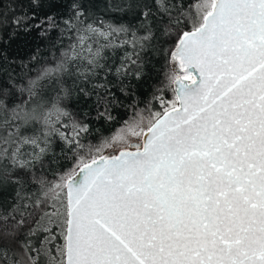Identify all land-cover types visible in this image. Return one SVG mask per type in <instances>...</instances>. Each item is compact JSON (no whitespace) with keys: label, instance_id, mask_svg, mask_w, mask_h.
Instances as JSON below:
<instances>
[{"label":"snow or ice","instance_id":"obj_1","mask_svg":"<svg viewBox=\"0 0 264 264\" xmlns=\"http://www.w3.org/2000/svg\"><path fill=\"white\" fill-rule=\"evenodd\" d=\"M152 6L168 11L163 0L144 5ZM48 7L61 4L48 0ZM71 8L79 20L83 13L75 2ZM142 15L147 21L151 13ZM29 19L35 14L12 22L25 44L33 28L57 26L48 13L34 25ZM64 23L76 40L54 67L29 79L14 100L11 86H0V184L43 168L49 136L69 115L62 77L73 66L77 79L93 80L107 67L104 49L131 45L116 71L140 78L136 49L156 39L150 25L145 35L119 40L124 26ZM174 23L185 27L174 36L167 26L162 31L171 43L160 46L169 69L156 97L163 111L137 112L54 182L41 180L50 201H14L0 214V264H40L57 239L60 259L49 264H264V0H196L194 14L178 12ZM45 80L58 86L48 103L39 91ZM87 131V123L74 121L72 133L60 135L82 150ZM38 234L36 247L30 240Z\"/></svg>","mask_w":264,"mask_h":264},{"label":"trees","instance_id":"obj_2","mask_svg":"<svg viewBox=\"0 0 264 264\" xmlns=\"http://www.w3.org/2000/svg\"><path fill=\"white\" fill-rule=\"evenodd\" d=\"M59 2L61 7L53 11L48 7V0H43L42 6L39 5V0H0V86H11L10 99L14 100L19 95L18 90L29 79H35L47 67H54L62 59V53L75 42L76 32L75 30L71 33L68 31V26L64 23L66 20L71 19L72 23L78 27H84L89 23L93 26L109 24L114 27L124 26L128 29V33L127 35L121 33L119 40H130L133 32L138 36L145 35V27L150 25L156 39L146 43L143 49H136L139 53L140 78L131 75L122 76L116 71L126 54L133 53L131 45L104 49V59L101 64H106L107 67L98 71L97 77L93 80L77 79L75 66L70 74L62 77V87L71 93L63 99L62 106L69 113L67 117L61 119L64 127L57 124L55 127L59 131L49 136L50 145L44 157L43 168L37 165L36 169L30 171L29 174L17 173L7 183L0 184V214L10 213L14 201L31 203L37 198L50 201L51 196L44 195L41 180L54 182V177L61 169H68L76 162L74 157H87L90 147L111 137L124 126L125 121L136 118L137 112L147 116L149 110L153 113L163 111L156 97L161 95L159 89L169 69L160 51V46L163 44L164 48H168L171 43H164L168 38L162 35V31L167 26L174 36L175 31L184 29L183 23L179 25L174 23L175 17L178 12L185 16L188 15L189 9L194 14L196 4V0H163L168 9L164 11L155 6L144 7L145 4L151 6L153 0H59ZM73 2L83 13L79 20L73 18L71 8ZM145 11L151 13L147 21L142 15ZM45 13L55 16L56 27H49L45 24L42 29L33 28L27 37L26 44L22 42L23 37L14 36L17 30L12 22L17 17L31 18L35 14V20L29 19V23L34 25L44 19ZM169 13L173 17L172 23L169 22ZM101 43L104 41L101 40ZM41 83L43 87L39 91L44 102L54 100L58 86L52 85L51 80ZM125 86L130 87L127 91H122L121 89ZM81 88H86L91 92L90 98L81 93ZM60 95L63 97L65 94L60 93ZM112 96L116 99L111 100ZM164 97L169 102L174 101V95L170 90L164 91ZM100 113H105V115H100ZM74 121L88 124V131L81 133L79 137V143L83 145L82 150L63 140L60 135V133L71 134ZM3 132L4 128L0 125V133ZM90 161L89 159L88 162ZM56 235H59V230ZM41 239H43L42 235L33 236L30 244L39 247L37 241ZM62 243V240H55L53 246L50 247L49 255H45L42 251L39 257L40 264H49L54 257L60 259L56 254V247Z\"/></svg>","mask_w":264,"mask_h":264},{"label":"rangeland","instance_id":"obj_3","mask_svg":"<svg viewBox=\"0 0 264 264\" xmlns=\"http://www.w3.org/2000/svg\"><path fill=\"white\" fill-rule=\"evenodd\" d=\"M130 139H131L132 142H139L136 137H130ZM107 152L108 151H105L102 155H104Z\"/></svg>","mask_w":264,"mask_h":264},{"label":"water","instance_id":"obj_4","mask_svg":"<svg viewBox=\"0 0 264 264\" xmlns=\"http://www.w3.org/2000/svg\"><path fill=\"white\" fill-rule=\"evenodd\" d=\"M133 143H137V142H133ZM134 150H135V149H134ZM134 150H133V151H134ZM107 155H108V152L104 154L105 157H107ZM96 159H97V162L99 163V162H100V161H99V157H97ZM89 163H91V161H90Z\"/></svg>","mask_w":264,"mask_h":264},{"label":"flooded vegetation","instance_id":"obj_5","mask_svg":"<svg viewBox=\"0 0 264 264\" xmlns=\"http://www.w3.org/2000/svg\"><path fill=\"white\" fill-rule=\"evenodd\" d=\"M130 150H134V149H130Z\"/></svg>","mask_w":264,"mask_h":264}]
</instances>
